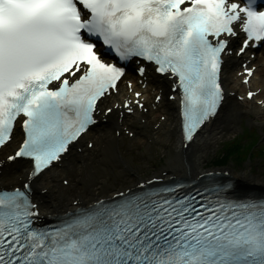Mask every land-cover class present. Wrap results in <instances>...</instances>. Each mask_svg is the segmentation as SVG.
I'll use <instances>...</instances> for the list:
<instances>
[{
	"label": "snow or ice",
	"instance_id": "6c2138e0",
	"mask_svg": "<svg viewBox=\"0 0 264 264\" xmlns=\"http://www.w3.org/2000/svg\"><path fill=\"white\" fill-rule=\"evenodd\" d=\"M261 46L257 0H0V147L13 145L6 161L27 164L0 185V264H264V195L238 191L223 170L207 184L142 178L73 200L49 223L34 187L97 113L113 111L101 106L129 62L141 84L149 70L170 82L187 148L227 94L225 58ZM242 67L248 83L253 68ZM133 96L116 107L145 109L142 93Z\"/></svg>",
	"mask_w": 264,
	"mask_h": 264
},
{
	"label": "rangeland",
	"instance_id": "374dc122",
	"mask_svg": "<svg viewBox=\"0 0 264 264\" xmlns=\"http://www.w3.org/2000/svg\"><path fill=\"white\" fill-rule=\"evenodd\" d=\"M233 131V129H230V130H226L225 133H221L220 135H218L217 137H215L213 143L212 142H209L207 143L206 145H200V150H201V154H202V158H203V161L204 162H207L209 160V158L212 156V155H215V153L217 152L218 148L221 146V142L224 138L226 137H229L231 134V132ZM264 140V139H263ZM215 142V143H214ZM263 142V141H262ZM173 144V143H171ZM169 143H162V142H159L158 144L156 145H152L151 148H157L159 147L161 150V156L159 159H157L156 157V154H153L152 158L155 160V162L157 161H164L165 158H173L174 157V153H175V149L174 148H171L169 145H171ZM151 148H146L141 152V160L140 162H137V161H132L130 163L131 166L127 167V169H125L124 171H121L120 170V166L122 164L121 160L119 157H116L114 160L116 162H113L112 163V167L110 168V173L113 171V174H115V176L118 177V179L116 181H120V180H123L124 178H126L127 180L131 181L135 178L136 174L137 173H140L138 172L137 170L138 169H142L145 171V168L148 166L146 164V160L144 158V155L143 153L144 152H147V151H150ZM157 159V160H156ZM115 163V164H114ZM155 164V163H154ZM200 166L202 165V163H199ZM250 165L251 166V170H250ZM145 167V168H144ZM153 169L154 166L152 167ZM109 170H97L96 168H90L89 169V173L90 174H94V177H97L99 174H102L103 176V179L106 178L107 179V184H105L106 186L110 185V179L109 177H107V173H108ZM243 172H246V173H250V174H253L254 176H260L261 178H264V164H259L258 162L257 163H248L246 164L243 169L241 170ZM96 181H100V180H96ZM85 182V180H83V183Z\"/></svg>",
	"mask_w": 264,
	"mask_h": 264
},
{
	"label": "bare ground",
	"instance_id": "6f19581e",
	"mask_svg": "<svg viewBox=\"0 0 264 264\" xmlns=\"http://www.w3.org/2000/svg\"><path fill=\"white\" fill-rule=\"evenodd\" d=\"M260 55L264 56V48L260 51L259 56ZM123 121L127 122L128 119L123 118ZM217 129H218L217 125H214L207 130V133L203 132L201 135V138L199 139L200 140L199 143H202V142L210 139V137L213 136V134H215ZM211 141H214V139H212ZM199 143H197L196 146L190 145L185 150H182L181 146H179V148H177V150L175 151V158L172 160V164L169 166V168H172L173 170L186 169L189 171L197 169L198 165H199V160L201 157L200 150L198 149ZM204 145H206V144H204ZM74 160H75V157L72 156L71 160L67 162V165L65 167L55 168L51 173H48L46 175V179L44 180V183L50 186V191L53 190V187H54L53 181H55V179H56V174L59 172L67 171L70 166L74 165ZM21 167H22V165L20 163H18L15 166V169H20ZM196 171H198V170H195V172ZM9 174H10V172L6 171V172H4L3 176H8ZM236 176L241 178L242 180H245L248 182H253V186H256L255 184H263L264 185V181H262L260 179L252 178V176H246L243 173H236ZM66 205H67V202H65L62 198H56L55 197L54 207L52 210H56L60 206H66ZM43 206L45 208L52 207V205L50 203H44Z\"/></svg>",
	"mask_w": 264,
	"mask_h": 264
},
{
	"label": "trees",
	"instance_id": "16d2710c",
	"mask_svg": "<svg viewBox=\"0 0 264 264\" xmlns=\"http://www.w3.org/2000/svg\"><path fill=\"white\" fill-rule=\"evenodd\" d=\"M236 148L239 149L240 146H236ZM239 150H241V152H240L241 154H244V150H245V148H242V147H241ZM223 161H224V158L220 159L218 162H223Z\"/></svg>",
	"mask_w": 264,
	"mask_h": 264
}]
</instances>
